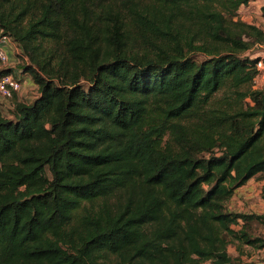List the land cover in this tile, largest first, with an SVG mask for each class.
I'll use <instances>...</instances> for the list:
<instances>
[{"label": "trees", "instance_id": "16d2710c", "mask_svg": "<svg viewBox=\"0 0 264 264\" xmlns=\"http://www.w3.org/2000/svg\"><path fill=\"white\" fill-rule=\"evenodd\" d=\"M250 1L0 0L38 87L0 113V264H240L231 243L264 246V215L228 207L264 174Z\"/></svg>", "mask_w": 264, "mask_h": 264}, {"label": "crops", "instance_id": "0c3cea01", "mask_svg": "<svg viewBox=\"0 0 264 264\" xmlns=\"http://www.w3.org/2000/svg\"><path fill=\"white\" fill-rule=\"evenodd\" d=\"M6 49L10 60L9 68L13 72L15 71V73L18 74V72L16 71V67H17L16 63L18 62L19 59L16 54L19 51V48L16 47L14 42H12L6 46ZM27 75L28 73H25V76ZM26 83L29 84L28 86L30 87L31 86L35 87L36 85L34 82L29 81L28 78ZM35 97L36 96L34 95L32 97V100ZM254 177H252L251 179H254ZM249 180L235 190L233 196L228 202V207L233 212L257 213L264 215V198L262 196L263 188H264V180L263 181H249ZM255 232L256 229L252 228L251 233H255ZM259 232L264 234L263 224L260 225ZM228 251L234 257L239 256L240 264H264V246L253 247L252 245L249 244H242L240 246V250H236V247L234 246V247H229Z\"/></svg>", "mask_w": 264, "mask_h": 264}, {"label": "rangeland", "instance_id": "374dc122", "mask_svg": "<svg viewBox=\"0 0 264 264\" xmlns=\"http://www.w3.org/2000/svg\"><path fill=\"white\" fill-rule=\"evenodd\" d=\"M236 19H240L244 22L254 24L264 29V0H251L247 5L241 6L238 10V15L236 16ZM262 54H264V46L262 45H255L251 50L245 53V55H250L252 58H255ZM199 57L201 58L200 55ZM21 60H22V57H21ZM24 60L27 61L28 58L24 57ZM16 66H17L16 71L18 72V74H16L15 71L14 73L17 76L22 77V83H23L21 89L17 92V97L23 101L29 102L30 100H32V97L34 95L36 96L38 94L37 84L35 85V87L28 86L29 84L26 83L27 78L29 79V81L34 82L31 74L29 72L23 71L22 65L19 66V64L16 63ZM25 73H28V75L25 76ZM254 87L264 89V75L254 82ZM13 102H14V96L11 98L0 97V111H1L0 113L6 117L10 116L11 111L14 107ZM263 180H264V174H260L254 177V179H251L249 181H263ZM259 223L260 221L254 220L250 222V227L253 229H256V232L253 233L254 235L259 234V235L264 236L263 233L259 232V227L260 225H262V223L261 224ZM237 227H240V226H237ZM229 246L234 247L236 246V243H231Z\"/></svg>", "mask_w": 264, "mask_h": 264}, {"label": "built area", "instance_id": "2783aa9c", "mask_svg": "<svg viewBox=\"0 0 264 264\" xmlns=\"http://www.w3.org/2000/svg\"><path fill=\"white\" fill-rule=\"evenodd\" d=\"M12 42V39L8 35L2 34V29L0 28V97L4 98L13 97L23 84L22 77L17 76L13 71H6L9 68L10 62L6 46ZM257 57H259L257 62L259 74L255 81L264 75V54Z\"/></svg>", "mask_w": 264, "mask_h": 264}]
</instances>
